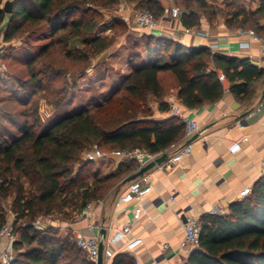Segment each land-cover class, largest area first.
I'll return each mask as SVG.
<instances>
[{"label":"trees","instance_id":"trees-1","mask_svg":"<svg viewBox=\"0 0 264 264\" xmlns=\"http://www.w3.org/2000/svg\"><path fill=\"white\" fill-rule=\"evenodd\" d=\"M124 1L141 4L143 10H150L157 18L159 13L162 16L157 0ZM174 2L181 9L186 28L198 27L201 15L209 20L222 15L230 26L253 29L258 34L259 18H264V2L255 12H247L236 1L226 10L207 0ZM117 3L118 0H15L11 14L0 8V31L5 43L18 38L25 43L48 41L41 45L39 53L28 50L25 55L27 78L17 82L22 96L19 103L24 108L18 116L23 122L18 123L8 113L0 116L17 129L13 132L0 123V229L7 221L1 201L13 197L14 228L20 235L14 245L13 264H93L75 245L71 228L38 229L34 223L55 214L61 215V221H72L87 204L107 199L138 171L133 162H122L110 171L113 159L104 158L83 163L74 172L93 144L106 152L140 148L154 155L169 154L184 136V125L175 117L166 122L154 121L152 106L156 104L161 112L169 111L163 98L170 86L175 87L186 108L198 109L220 101L225 91L219 79L222 73L230 92L250 107L258 84L264 81V70L249 59L145 36L148 65L134 68L101 102L63 113L44 128L45 106L63 107L92 61L114 40L105 36L108 29L101 27L97 9L87 5L112 8ZM53 51H59L65 63L52 61ZM138 57V51L132 50L131 58ZM20 59L14 57L16 61ZM163 75H171L175 84L163 79ZM62 81V86H55ZM20 222L21 233L17 228ZM200 226L199 247L186 264H264V176L254 183L249 196L230 205L228 213L205 214ZM127 258V254L117 255L112 264H134Z\"/></svg>","mask_w":264,"mask_h":264},{"label":"crops","instance_id":"crops-1","mask_svg":"<svg viewBox=\"0 0 264 264\" xmlns=\"http://www.w3.org/2000/svg\"><path fill=\"white\" fill-rule=\"evenodd\" d=\"M163 8L170 1L157 0ZM222 10L232 2H237L247 12L257 11L264 0H207ZM126 7L120 12L125 17L131 16L135 3L124 1ZM133 13V12H132ZM160 27L154 31H141L139 37L129 39L127 34L117 41V49L108 50L99 58V63L92 65L86 71L95 76L97 85L101 90L93 96L90 105L101 102L131 74L134 68L150 63L149 54L144 45L145 36L163 38L181 44L188 48L207 47L212 54L249 59L260 70H264V57L260 45L252 42L250 48H243L241 43L247 38H239L235 28L227 23L222 15L209 20L201 15L199 26L190 28L193 34H186V27L181 22H174L158 14ZM258 34L264 37V18H259ZM3 32H0V48L6 45L3 41ZM130 44L139 47V57L132 59ZM116 61V62H115ZM113 63V64H112ZM101 69V70H100ZM101 71V72H98ZM163 79L175 84L171 75H163ZM258 90L252 106H247L230 92V84L224 83L225 91L215 104H205L198 109H188L178 99L177 90L170 86L163 98L166 103L169 97H175L187 116L199 122L201 130L191 138L182 137L169 155L189 144L193 145L192 153L186 157L179 168L173 172H163L154 168L147 172L152 181V192L145 199L143 213L133 228V234L143 239V245L134 254H127V261L136 264H186L190 251L180 250V242L184 235V218L188 215H198L200 218L208 214L215 205H219L226 213L230 205L241 200L240 194L244 188H252L254 183L264 176V107L253 117L247 120L242 128L237 122L242 120L247 110L253 109L261 100L264 92V81L258 84ZM153 120L166 122L173 118L169 112H161L156 105L152 106ZM245 115V116H244ZM244 137L248 142L242 144V150L231 153V147L241 143ZM128 184L117 193L109 196L104 203L97 207L95 220L102 225L106 236L110 235L109 228H121L133 216V206H126L115 210L113 203L118 194L127 188ZM117 193V195H116ZM174 198L172 200L171 198ZM58 226L64 224L58 222ZM83 222L75 230H84ZM168 244L170 249L166 252L163 246ZM118 247L114 248L117 250ZM125 254L123 251L117 255ZM114 257V258H115ZM113 260L104 264H112ZM125 261V262H127Z\"/></svg>","mask_w":264,"mask_h":264},{"label":"built area","instance_id":"built-area-1","mask_svg":"<svg viewBox=\"0 0 264 264\" xmlns=\"http://www.w3.org/2000/svg\"><path fill=\"white\" fill-rule=\"evenodd\" d=\"M162 17L174 22H181V9L174 1H170L162 8ZM125 21H131V23L141 31H154L160 27L159 19L150 10L135 11L132 14V18L125 19ZM193 32L194 31L190 28L185 29L186 34H193ZM237 35L239 38H247V41L241 43L243 48H250L252 42L259 44L261 53L264 57L263 36L258 35L253 29L245 28L238 29ZM219 79L223 84L227 82L226 77L222 73L219 74ZM165 104L168 106V112L172 117L177 118L184 125L185 137L191 138L200 132L201 126L199 122L187 116L185 110L175 97H169ZM263 107L264 95L260 102L249 111L242 120L237 122V125L243 128L247 124V120L261 111ZM246 142H248V137H244L241 143L234 144L230 152L233 154L240 152L242 150V144ZM192 150V144L180 148L169 155V159L165 163L156 168L163 172H173L180 167L182 161L192 153ZM161 155L162 154L154 155L140 148L106 152L102 150L99 145L93 144L90 149L82 155V160L83 163H87L96 162L104 158H111L121 162H133L137 165L138 170H140L155 161L156 158ZM118 161H116L115 167L118 166ZM262 163L264 164V158ZM146 174L129 183L127 188L115 198L113 203L114 209L120 210L126 206H133V216L132 219L121 228H109L111 232L109 236L103 237L102 231L104 228L94 218L97 207L101 206L104 200L87 204L73 222L68 225L64 224L60 227L61 229L69 227L73 230L81 223H86V228L84 230H73L74 242L79 249L87 254L89 260L93 264H98L100 245L102 243L104 245L103 258L106 261L114 259L116 253L120 251H123L125 254H134L137 249L143 245V239L133 234V228L135 223L140 220L143 213L144 201L151 194L153 188L152 181ZM250 194L251 188L246 187L241 192L240 197L243 199ZM171 199L174 200L173 197ZM10 213L14 218L15 216L12 211H10ZM208 214L223 215L226 214V212L219 205H215ZM14 222L15 218H9L0 229V264H13L15 260L16 252L14 245L18 238L14 228ZM34 226L41 229L49 227V224L38 220L34 223ZM183 226L184 235L179 244L180 250L192 251L197 249L200 244V217L195 214L185 216ZM116 247H118L117 250L114 249ZM169 249L170 246L168 244H165L162 248L164 252ZM136 264H138L137 261Z\"/></svg>","mask_w":264,"mask_h":264},{"label":"rangeland","instance_id":"rangeland-1","mask_svg":"<svg viewBox=\"0 0 264 264\" xmlns=\"http://www.w3.org/2000/svg\"><path fill=\"white\" fill-rule=\"evenodd\" d=\"M7 1H14V0H2V3L0 4V8L3 9L4 4ZM227 1L229 2L230 0H227ZM87 6L97 9V11L100 14V17H98V20L100 22L101 27L106 26L108 29L107 31H105L106 32L105 36H109L114 39L111 44V47L108 49L109 51L117 49L118 47L117 41L120 37H122V35L127 34L129 39H132V40L139 37V33H138L139 30L136 29V27L131 23V21H125V19H128V18L131 19L132 15L125 17L120 12L121 9L123 10V8L126 7L124 0H121V1L118 0L117 5L112 8H100L93 4H88ZM140 6L141 4H138V5L135 4V7L132 12L134 13L135 11L143 10L142 7ZM132 12L131 14H133ZM115 21H117L118 24H116ZM0 32H3V30ZM47 42L48 41L25 43L23 42L22 38H18L11 43H6L5 46L0 48V116L8 113V114H11L9 116L13 117L18 123L23 122V119L18 116L19 113L22 110H24V108L19 103V101L22 100V96H21V91H20V88L17 82L19 80H25L27 78L28 71L24 63L26 60L25 55L28 50H30L29 52L31 53L32 52L39 53V48L41 47V45L46 44ZM129 48L131 51L139 50V47L136 48V46L132 44H130ZM108 50H106L99 57L93 60L92 65L98 64L99 58H101V56L105 54ZM60 56L61 55L59 54V51H55V52L53 51V54L50 56V58L52 61L60 65L61 63L62 64L65 63V61H63L60 58ZM14 57L16 58L21 57V59L20 61H16L14 60ZM68 64L69 63H67V65ZM68 66L71 67L72 65H68ZM89 69H91V67L88 68L86 71L88 72ZM98 72H101V71H98ZM69 78H70V75H68L65 78L67 82ZM64 81H62V83H59L55 86L56 87L62 86L64 84ZM77 84H78L77 88L70 92L68 100L66 101L63 107L56 109L54 107L45 106V109L43 111L44 128L48 127L51 123H53L61 114L69 113L72 110L79 109L82 106L90 105L91 100L89 99L92 98L93 96H97L98 92L101 90L100 88L101 85H97L95 76H91L90 74H88L86 79L78 80ZM34 100L35 99H31V102H33ZM0 123L4 124L11 131L17 132V129L15 127H13L12 125L4 121L2 118H0ZM116 161L118 160H113V167L110 169V171L115 170ZM121 163H122L121 161H118V166ZM81 165H83L82 157L79 162L78 168L76 166L74 172L78 171ZM22 180L25 183V186H28L26 180L25 179H22ZM1 203L7 215L6 220H8L9 218L14 219L15 217L13 218L10 213L11 205L13 203V197L5 199L1 201ZM77 216L78 215H76L75 218ZM59 218H62L61 215L55 214L53 217H49V218L42 217V218H39V220L49 224V226L60 227L58 226L59 225L58 222L68 225L71 222H73V220L75 219L74 218L72 221L64 222V221H61L62 219H59ZM22 225H23V222H20L17 224V228L19 229V232L21 231L20 228L22 227ZM19 236L20 235L18 233L17 238H19ZM21 247H18V248H21Z\"/></svg>","mask_w":264,"mask_h":264},{"label":"water","instance_id":"water-1","mask_svg":"<svg viewBox=\"0 0 264 264\" xmlns=\"http://www.w3.org/2000/svg\"><path fill=\"white\" fill-rule=\"evenodd\" d=\"M14 1H7L4 4L3 7V11L6 14H11L13 12V8H14ZM264 95V92H263ZM245 116V115H244ZM169 159V154L168 153H164L161 156H159L158 158H156L155 161L151 162L150 164L146 165L145 167L141 168L140 170H138L137 172H135L134 174L130 175L129 177H127L123 182H122V187L126 186L127 184L131 183L132 181L138 179L139 177L143 176L144 174H146L147 172L153 170L154 168L162 165L163 163H165L167 160ZM120 191V189L117 191V193ZM116 193V195H117ZM103 237H105V232H102ZM103 250H104V245L103 243L100 245V252H99V258H98V264H104V258H103ZM194 250L191 251V253ZM190 253V254H191Z\"/></svg>","mask_w":264,"mask_h":264}]
</instances>
